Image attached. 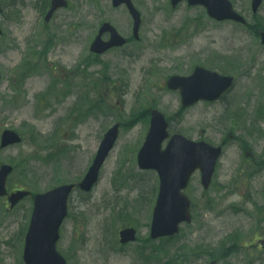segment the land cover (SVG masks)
<instances>
[{
    "label": "rangeland",
    "instance_id": "rangeland-1",
    "mask_svg": "<svg viewBox=\"0 0 264 264\" xmlns=\"http://www.w3.org/2000/svg\"><path fill=\"white\" fill-rule=\"evenodd\" d=\"M10 1H4L5 16L16 14V17L9 20L4 15L0 16V23L6 30V34L0 35V70L5 74L2 88H5V84L7 86L4 91L1 89L3 96L0 99V129L5 126L18 127L27 135L29 142L26 141V144L31 148H35L33 143L37 129L43 145L55 146L51 157H48L50 151L41 145L36 158L18 156L17 152L21 148L19 146L7 151L0 150V162L7 161L18 167L13 177L14 184L42 190L59 183L81 181L92 164L104 134L115 123H121L118 141L103 166L96 189L82 201L74 200L71 216L63 228L59 249L71 257L69 259L71 264H169L168 260L172 258L174 252V257L177 253L183 252L184 245L192 248L195 244L202 243L220 253L225 244L224 238L236 232L246 233L256 225L254 217L248 214L254 210V202L253 200L249 202L248 193L254 190L258 195L255 201L263 204L264 196L259 192L264 186L258 183L260 179H264V170H260L253 177L254 180L258 178L255 183L257 185L243 188L240 197L234 196L227 201H225L227 198L223 197L220 200L224 201L219 209L222 213L206 212L203 217L202 206L216 200L224 187L218 186L217 182L220 180H215L214 186L204 193L201 182L194 181L190 193L198 210L194 209L196 220L185 226L180 233L181 236L172 241L147 242L155 205V201H152L155 181L157 182L158 176L155 171L144 172L147 170H142L135 161L146 138L144 131L149 125L142 117L136 122L131 121L143 106L148 109L155 106L172 119L171 129L174 131L199 139L203 136L215 144L225 141V155L219 169L226 165V160L230 167L226 173L236 176L239 183H244L245 173L241 168L248 166L249 163L241 155L240 140L233 141L228 135L230 131H234L238 136L246 137L258 156L264 154V140L258 132L255 131L253 135L247 134L242 128L241 117L231 113L232 101L237 91L243 94L248 102L253 100L257 93L250 75L254 74L255 67L262 60L252 58L250 61V55L253 53L254 57L264 56L261 54L264 53V48H259V39L255 32L235 23L215 22L200 7L188 8L183 3L174 9L170 5V0H135L144 15L142 40L132 42L124 49L99 59L88 57L85 53V41H79L84 34V26L87 24L85 29L89 36L95 24L104 18L113 21L123 33L128 34L132 19L125 6L114 8L111 0H69L72 4L69 10L58 14L49 24H44L41 16L46 5L45 0L43 2L27 0L26 3H22V7L26 9L24 13L21 9L13 7ZM249 2L250 0H237L238 9L249 14ZM260 11L264 18V5ZM18 18L23 24L30 21L32 26L28 29L18 27L14 23ZM179 30L181 33L175 35ZM49 34L57 36V41L49 48L48 53L38 54L43 58L39 61L32 53L43 49ZM168 37L174 38L172 45L165 41ZM56 46H73L69 55L66 54V65L70 66L69 72L72 71L68 78L64 76L66 73L57 67L58 64L65 62V57L49 56ZM30 48L37 49L29 51ZM216 51L244 56L246 62L240 67V73L228 65L213 66L210 58ZM14 53L18 55L14 56ZM79 54L81 57H78ZM27 60L31 63L40 62V65L29 76L22 77V81L17 84L15 80L20 78L21 68L25 70L23 64ZM80 60H89L92 64L90 70L93 71L87 72L83 65L76 67L75 64ZM99 60L103 63H98ZM196 62L205 63L207 67L224 74L234 75L235 84L224 101L219 104L200 103L201 105L197 107L182 111L179 94L166 88V80L174 73H188ZM101 72L108 74L110 78H104L95 86L99 76L97 74ZM43 74L48 76L46 83L37 89L31 88L33 79ZM82 77H87L90 81L80 79ZM55 80L68 81L55 84ZM256 80L259 81L260 97L263 98L264 72L258 73ZM74 82L75 87L80 89L78 95L75 91L71 95L72 89L68 87ZM52 88L55 92L48 93ZM66 91L68 93L65 94ZM17 92H20V95L15 104H12L13 98L10 96H17ZM34 92L39 94L35 95ZM140 93L144 94L142 99L147 98L145 101L138 102ZM61 94L63 95L58 99V95ZM46 97L50 106L42 109L39 107L43 106L40 100ZM96 98L102 100L99 101L102 108L100 113L89 111ZM31 101L33 104H30ZM239 105L238 102L237 106ZM227 113L229 114L226 115ZM192 121L195 125L189 127ZM133 124L134 126L130 127ZM257 124L264 128V119L258 120ZM63 130L69 132L66 139L63 138ZM201 131H204V134H200ZM230 156L232 158H228ZM29 163L34 164L30 167V172L38 164L45 168L57 164L56 171L53 174L46 170L41 182L22 179L19 170ZM62 163L64 164L61 166ZM77 165L83 166L79 172L76 171ZM223 170L222 167L217 174H222ZM229 204H236L239 210L229 211ZM28 205L29 203L24 202L18 210ZM13 213L5 214L4 204L0 202V264H23L21 248L19 247L18 252V247L14 248L9 243L20 238L25 219L15 217ZM118 214L121 224L133 223L139 227L142 239L124 251H120L115 242V231L108 227L111 220L116 221ZM24 237L23 234L21 247ZM142 242H146L144 245L146 250L140 255L137 250L142 246ZM155 246L164 247L168 252L162 251L155 255ZM252 254L258 255V251ZM241 259L238 254L233 259L230 257L223 260L221 264H242ZM208 260L210 259L204 255L189 264H205ZM257 263L259 261L254 264Z\"/></svg>",
    "mask_w": 264,
    "mask_h": 264
},
{
    "label": "water",
    "instance_id": "water-1",
    "mask_svg": "<svg viewBox=\"0 0 264 264\" xmlns=\"http://www.w3.org/2000/svg\"><path fill=\"white\" fill-rule=\"evenodd\" d=\"M117 4L119 0L115 1ZM218 9L219 5H215ZM177 78L170 80V86H180ZM209 91L197 88L186 90L184 93L185 103H191L198 97L208 95ZM166 127L163 117L155 112L153 128L149 142L140 154V161L143 167H155L161 176V191L155 208L153 236L172 234L178 230V223L182 218L187 217L188 199L181 194L180 190L186 186L192 170L198 165V145L180 141L176 145H169L164 152L160 151V142L166 136ZM115 136L110 132L103 143L99 158L95 167L99 168L109 150L113 146ZM94 170L88 175L84 186L90 187L95 178ZM69 187H62L54 193L56 200H62L57 207V214L47 219L43 216V222L37 225L29 235L28 253L26 260L29 264H63V260L54 251V242L57 239V231L65 214V200ZM54 198V197H53ZM56 205V204H54Z\"/></svg>",
    "mask_w": 264,
    "mask_h": 264
},
{
    "label": "bare ground",
    "instance_id": "bare-ground-1",
    "mask_svg": "<svg viewBox=\"0 0 264 264\" xmlns=\"http://www.w3.org/2000/svg\"><path fill=\"white\" fill-rule=\"evenodd\" d=\"M17 54H15V56H16ZM43 79L44 78H38V79H36V80H34V82H33V86L34 87H36V86H38L39 84H42L43 83Z\"/></svg>",
    "mask_w": 264,
    "mask_h": 264
}]
</instances>
